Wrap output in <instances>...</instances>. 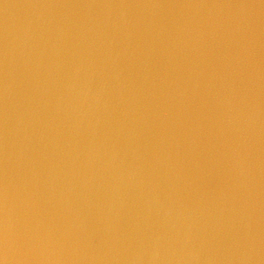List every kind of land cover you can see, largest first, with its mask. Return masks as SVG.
Masks as SVG:
<instances>
[{
  "label": "water",
  "instance_id": "1",
  "mask_svg": "<svg viewBox=\"0 0 264 264\" xmlns=\"http://www.w3.org/2000/svg\"><path fill=\"white\" fill-rule=\"evenodd\" d=\"M0 264H264V0H0Z\"/></svg>",
  "mask_w": 264,
  "mask_h": 264
}]
</instances>
